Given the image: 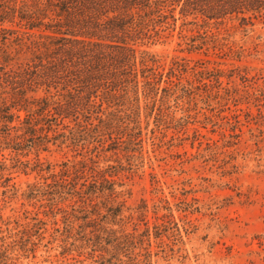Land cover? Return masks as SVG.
Masks as SVG:
<instances>
[{
	"label": "rangeland",
	"instance_id": "obj_1",
	"mask_svg": "<svg viewBox=\"0 0 264 264\" xmlns=\"http://www.w3.org/2000/svg\"><path fill=\"white\" fill-rule=\"evenodd\" d=\"M178 10L134 46L158 61L154 98L139 80L124 107L103 104V113L57 119L49 131L40 124L36 136L48 140L17 151L15 131L0 123V264H264V17L203 26ZM204 32L218 48L191 49ZM15 37L0 44L5 71L42 52ZM176 66L186 72L166 80ZM164 80L193 92L181 95L179 84L162 98ZM11 101L0 80V107ZM61 179L77 186L46 187ZM94 182L105 187H88Z\"/></svg>",
	"mask_w": 264,
	"mask_h": 264
},
{
	"label": "trees",
	"instance_id": "obj_2",
	"mask_svg": "<svg viewBox=\"0 0 264 264\" xmlns=\"http://www.w3.org/2000/svg\"><path fill=\"white\" fill-rule=\"evenodd\" d=\"M0 44L5 45L7 37L15 34L14 41H20V35L31 40L37 51L41 50L31 64H26L18 71H5L0 67L1 84L11 90L10 105L0 107V123L4 133L15 131L12 150H20L24 142L36 145L34 140L47 141V135L37 137L40 124L51 129L57 119H72L76 122L79 116L89 120L93 113H103L102 105L107 108L125 106V97L129 93L136 95L139 80L153 98L157 95L158 84L163 80L158 71V61L145 51L135 49L137 41L148 39V26H163L171 20L175 22L174 11L182 21L192 18L188 24L208 26L210 22L222 24L225 21H239L240 24H251L252 20L264 17V0H0ZM7 22L18 27V31L3 27ZM24 31V32H22ZM195 38L200 40L195 45ZM216 36L211 34L191 37L189 47L196 50L207 46L218 48ZM190 49V50H191ZM1 50V47H0ZM2 58L8 57L3 51ZM184 67L170 68L166 80L179 77L185 73ZM194 77L202 80V72ZM199 80V82L201 81ZM162 98H169L175 92L172 81H163ZM172 84V85H171ZM180 94L189 97L192 84H180ZM189 86V88H188ZM41 90L42 96H37ZM51 90L55 93L52 94ZM27 93L35 96L27 97ZM178 95V98H181ZM55 97H57L55 99ZM98 99L99 103L95 102ZM129 103V101H128ZM16 110L17 114L11 110ZM24 111L21 118L18 112ZM118 112H121L118 111ZM110 115V114H109ZM20 126L10 125L14 121ZM102 124L101 117H95ZM112 123H109L110 126ZM91 127V124H89ZM106 124H104L105 127ZM96 126L89 131L97 132ZM43 131L42 127H39ZM7 136V135H6ZM22 139L21 141H19ZM9 146V144L7 145ZM10 180L9 178L6 179ZM46 187H76L77 183H66ZM109 187L114 183L106 181ZM85 183V182H84ZM84 183L80 187L85 186ZM88 187H105L96 182ZM95 193V191H91ZM110 194L111 191H110ZM114 215V214H113ZM86 220V219H85ZM87 224V223H86ZM89 227H96L92 220ZM100 230V229H98ZM112 238L116 247L122 245L112 230L104 231Z\"/></svg>",
	"mask_w": 264,
	"mask_h": 264
}]
</instances>
